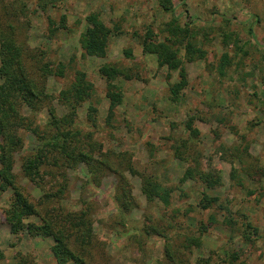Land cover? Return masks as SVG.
<instances>
[{"label":"rangeland","instance_id":"374dc122","mask_svg":"<svg viewBox=\"0 0 264 264\" xmlns=\"http://www.w3.org/2000/svg\"><path fill=\"white\" fill-rule=\"evenodd\" d=\"M169 4L164 10L159 0H0V30L17 44L34 83L31 102L17 107L23 123L12 151L14 184L35 207L23 222L38 224L49 214L88 264H264V0ZM89 12L110 28L99 54L79 43ZM188 39L197 48L190 57ZM166 45L176 49L186 76L173 100L168 83L177 69L157 63ZM223 51L229 61L220 72ZM103 64L118 69L112 83L121 98L113 106L98 71ZM75 71L90 84L82 100L60 94ZM49 106L58 127L48 121ZM57 130L70 135L66 152H47L30 179L22 160L37 151L40 132ZM177 148L184 160L173 156ZM185 167L220 180L210 187L196 174L179 181ZM152 173L177 186L167 204L142 191V178ZM11 191L0 187V264H57L50 235L10 231ZM210 196L217 199L202 206ZM194 236L199 246L185 244Z\"/></svg>","mask_w":264,"mask_h":264},{"label":"trees","instance_id":"16d2710c","mask_svg":"<svg viewBox=\"0 0 264 264\" xmlns=\"http://www.w3.org/2000/svg\"><path fill=\"white\" fill-rule=\"evenodd\" d=\"M159 2L162 9H171L169 0H159ZM85 21L87 25H85L84 29L80 33V46L87 54H99L107 46L110 28L97 17L95 12H89L86 14ZM169 29L173 33L178 30L176 25L172 23L169 24ZM224 40L226 39L224 38ZM185 47L186 55L188 57H190L191 53L197 51V48L189 39L185 42ZM156 54L157 63L159 65H165L167 70L177 69L178 78L168 83L169 98L173 100L178 96L179 90L186 84L185 69L181 60L177 57L176 49L166 45L163 50L158 51ZM228 61L227 52L223 51L221 53L219 63L220 72H222V67L227 64ZM98 71L105 78L106 84L108 88H110L107 92V96L109 98L110 106H113L119 102L121 98L120 91L114 89L116 86L112 83V79L118 72V69L113 66L103 64L98 67ZM82 76V72L75 71L73 81L69 84V86L65 87L60 94L64 97L74 96V100H82L86 90L90 88V84L85 82L82 79ZM33 85L34 83L32 79L22 70L17 44L11 37L5 35L0 30V187L5 188L9 186L12 190L11 200L9 202V229L11 232H16L18 229L25 227L28 232H32L34 234H42L46 236L50 235L53 239L51 252L57 264H63L68 259L72 261V264H88L81 256L68 248L66 243V239H68L67 232L63 234L61 229L54 228V224L56 223H54L55 221L51 219L49 214H47V217L42 218L41 222L38 224L30 221L25 223L23 222V218L35 214V207L33 203L21 192V190L15 186L13 174L11 172V164L12 151L20 142V138L16 134V128L23 123V116L19 115L17 107L23 103L28 104V102H31L34 96ZM89 109L91 111L94 108L90 107ZM47 111L49 115L48 121L58 127V119L56 118L53 107L49 106ZM187 124V126H190L189 123ZM192 131L195 133V129H192ZM67 132L68 131L61 132L57 130V133L54 135H47L44 132L39 133L38 137L41 138V141L37 147V151L35 154L26 156L22 160L21 169L26 176L30 179H34L35 176H38L39 164L43 162V158L47 157V152L49 153L51 150H55L56 148H58L61 152H66V147L63 144V141L70 138V135ZM74 152L76 156L80 155V158H84L85 153L78 149ZM67 154L69 157L74 158L73 155H70L69 153ZM173 156L184 160L183 156H180L178 148L174 150ZM195 174L208 187L220 180L217 173L197 171L191 169V167H185L183 173L179 177V181L190 178ZM142 179V191L145 193L147 198L150 199L156 196L164 204L168 203L170 193L177 187L163 184L162 181L158 180L154 173L151 175H145ZM216 199V196L206 197V202L203 203L202 206H207ZM69 216L67 220H71ZM209 217H211L210 220H215L213 215ZM78 220H80V223L84 226L85 221H83L81 217H78ZM221 221L222 223L229 225L232 223V219L228 215H224ZM247 226L250 225L248 224ZM204 227L205 225L201 224L199 227L200 232L204 230ZM253 230H255V228H253ZM86 232L87 229L85 228L83 232L79 233L77 237L79 243L84 242V235L87 236ZM244 237L246 238V235ZM200 243L201 240L198 236L189 237L185 241V244L187 245L199 246ZM203 262L207 263L208 259L203 260ZM14 264H23V261L20 258Z\"/></svg>","mask_w":264,"mask_h":264}]
</instances>
